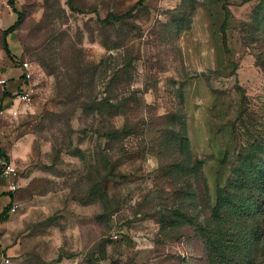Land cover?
Segmentation results:
<instances>
[{
  "label": "rangeland",
  "instance_id": "1",
  "mask_svg": "<svg viewBox=\"0 0 264 264\" xmlns=\"http://www.w3.org/2000/svg\"><path fill=\"white\" fill-rule=\"evenodd\" d=\"M16 6L7 52L0 0V260L209 264L195 226L235 173L264 179V0ZM249 244L264 264V234Z\"/></svg>",
  "mask_w": 264,
  "mask_h": 264
},
{
  "label": "trees",
  "instance_id": "2",
  "mask_svg": "<svg viewBox=\"0 0 264 264\" xmlns=\"http://www.w3.org/2000/svg\"><path fill=\"white\" fill-rule=\"evenodd\" d=\"M242 1L248 3L253 0ZM9 6L18 15V21L5 33L7 52L9 51L7 37L15 31L22 17L17 9L16 0H9ZM123 18L124 16L110 15L106 22L111 20L119 22ZM6 94L8 97L11 96L9 93ZM0 161L2 162L1 168L4 170L7 167L8 158L1 150ZM235 174L237 179L234 190L230 191L226 187L218 191L210 224L204 226L198 223L195 226L204 239L209 264H254L249 243L254 236H258L259 233L264 234L263 223L260 222L258 216L264 212V193L263 189L258 187V185L264 186V179L261 178L260 173H253V175L256 174V177L249 173ZM249 184L252 185L248 188ZM247 190L250 193L247 194ZM255 191H257L256 195L253 194ZM11 210L12 203L0 212V220L8 219ZM181 217L185 220L183 216Z\"/></svg>",
  "mask_w": 264,
  "mask_h": 264
},
{
  "label": "built area",
  "instance_id": "3",
  "mask_svg": "<svg viewBox=\"0 0 264 264\" xmlns=\"http://www.w3.org/2000/svg\"><path fill=\"white\" fill-rule=\"evenodd\" d=\"M22 68L24 70H28L30 64L28 62H24L21 64ZM6 81H2L1 84H5ZM32 100L31 98V92L30 90L27 89L26 84L24 83V87H21V89L12 97L10 101V107H9V112L13 117H18L20 114V109L19 105L21 103H30ZM0 163H2L0 161ZM10 261L9 259H3L0 260V264H9Z\"/></svg>",
  "mask_w": 264,
  "mask_h": 264
}]
</instances>
